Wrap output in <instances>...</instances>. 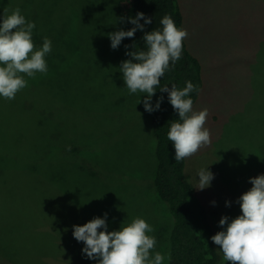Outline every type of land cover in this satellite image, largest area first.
<instances>
[{"label":"rangeland","instance_id":"374dc122","mask_svg":"<svg viewBox=\"0 0 264 264\" xmlns=\"http://www.w3.org/2000/svg\"><path fill=\"white\" fill-rule=\"evenodd\" d=\"M4 3L10 10L19 7L35 23L34 50L45 37L52 50L45 56L46 74L25 75L28 86L14 100L0 97V246L8 241L12 251L17 249L10 259L0 253V264H33L25 242L34 233L29 236L20 224L12 227L6 212L9 192L16 188L22 190L25 209L39 214L36 231L51 235L52 245L71 242L38 187L51 183L50 176L59 182L55 192L71 197L72 189L88 187L76 178L81 176L77 165L87 168L94 181L75 198L84 206L93 204L88 210L95 218L107 213L109 232L144 219L154 229L147 234L157 241L152 255L161 252L167 264L173 220L155 188L157 110H145L146 93H129L119 69L127 60L125 39L113 49L108 35L126 31L130 23L119 12L120 0H0V6ZM180 7L186 41L203 66L204 86L193 111L208 109L204 127L211 139L186 158L185 173L217 234L226 227L219 224L222 217L230 223L242 214L237 200L253 187L250 178L264 174V0H181ZM161 96L157 88L153 107ZM201 169L214 179L197 190ZM70 225L80 224L71 216ZM76 241L81 258L72 257L68 248L47 257L48 264H98L83 254L84 242ZM216 248L219 264H229ZM35 251L34 258L41 254L38 246Z\"/></svg>","mask_w":264,"mask_h":264},{"label":"clouds","instance_id":"9594fccd","mask_svg":"<svg viewBox=\"0 0 264 264\" xmlns=\"http://www.w3.org/2000/svg\"><path fill=\"white\" fill-rule=\"evenodd\" d=\"M129 20L135 27L108 34L113 49H117L123 39L134 38L137 30L143 31L145 24L152 23V19L143 12ZM141 20L145 24H141ZM160 24L162 31L155 29L145 32L142 37L147 51L137 50L135 44L125 45L126 49L131 47L136 50L126 52L131 59L123 61L119 69L130 94H147L143 104L149 113L158 110L164 99L161 96L155 107L150 103L157 88L168 93L169 102L179 114V121H182L172 122L167 133L168 140L174 144L175 160L179 163L211 144L210 131L204 127L209 112L208 109L193 111V100L187 97L193 91L199 92V89L191 81H187L182 90L175 84L171 88L161 86L165 72L173 70L182 58L183 42L188 32L178 28L167 15ZM35 27L34 22L27 21L21 14L19 7L13 10L4 8L0 22V97L9 101L28 86L25 75L34 78L38 72L46 74L48 71L45 56L52 50L51 41L45 37L43 46L34 50L32 33ZM198 177L196 189L203 190L210 186L214 174L201 169ZM249 182L253 187L237 200L242 214L230 223L228 216L222 217L219 224L226 226L225 230L211 237L220 246L222 260L229 264H264V174L250 178ZM226 206L230 207L231 202H226ZM106 220L107 213L104 218L96 217L83 226H73V236L77 241L84 242L82 252L88 259L98 260V264H163L166 257L161 252L152 255L151 250L155 249L157 241L147 234L154 229L144 219L135 218L120 230L111 232ZM167 259L171 260L170 252Z\"/></svg>","mask_w":264,"mask_h":264},{"label":"trees","instance_id":"16d2710c","mask_svg":"<svg viewBox=\"0 0 264 264\" xmlns=\"http://www.w3.org/2000/svg\"><path fill=\"white\" fill-rule=\"evenodd\" d=\"M180 1L120 0L119 12L124 17L134 18L138 13L143 12L146 17L152 19L151 24H145V21L141 20L140 23L145 24L144 30H137L134 38H125V45L135 44L137 50L147 51V46L142 37L145 32H151L155 29L162 31L163 26L160 24V21L165 15L170 16L178 28L184 29V14L180 7ZM5 6H7V3L0 6V22H2V10ZM21 8L24 7L21 6ZM133 27L135 26L129 23L126 31ZM125 50L128 52L135 51L136 49L130 47L125 48ZM191 50V46L189 47L185 39L183 42L182 58L176 62L173 70L165 72L161 78V86L168 85L171 88V85L175 84L178 89L182 90L186 87L187 81H191L199 89V92L193 91L187 97L193 100L194 107L200 97L204 81L202 63ZM126 59L129 60L131 57L126 55ZM162 96L164 99L161 102L160 108L153 116V132L156 138V193L161 201L167 203L169 213L173 220L172 229L168 238L169 248L167 251L171 253V260H167V264H219V253L216 244L211 240V237L216 235V231L210 221L207 207L197 195L195 187L189 182L186 176V158L179 163L176 162L174 144L167 138L171 123L177 121L182 123V121H179V114L169 102L168 93L162 92ZM63 152L65 155H68L70 151L63 150ZM75 164L77 165V162ZM77 169L81 176H76V178L84 180V185H88V187L83 186V190L76 189L74 191L72 189L73 195L71 197L63 191L59 193L55 192L59 189L56 185L59 182L50 176L49 180L51 183L42 182L40 187H38L39 190L45 192L43 193V199L50 202L54 207L55 212L53 213L56 214L57 223L60 222L62 227H66L65 229L72 235V240L74 241L76 239L73 236L74 228L70 225L71 216L73 217V223L76 220L77 224H80L79 226H83L91 221V217L95 218L94 214L89 213L88 210L93 204L84 206L82 201L80 203L75 198L79 193H85L93 185V175H91L92 173L87 168L83 169L81 165H77ZM102 189L99 190L96 186L93 188L94 191L100 192L104 198L107 194H102ZM27 192L33 193L30 189H24V194ZM9 193L10 201L6 212L14 222L12 227L20 224L24 228L23 231L27 232L29 236L31 235L30 231L34 233L32 234V240L25 242L26 254L30 256L33 264H48L47 257L68 248L72 257L81 258L82 254L80 252L82 245L75 244L72 240L70 243L67 241V244L64 245L56 243L52 245L51 243L55 241L53 238L50 239L52 237L51 235L36 231L39 224V214L36 217L35 214L25 209L22 190L16 188ZM28 214H31L33 218L28 216ZM15 216L18 217V221L15 219ZM9 227L12 228L11 224ZM98 231H103V229H99ZM7 242L2 243L0 246V253L5 259H10L17 249L12 251L13 246ZM36 246H38L41 254H36V258H34L30 254L31 252L36 253ZM45 248L46 251H44Z\"/></svg>","mask_w":264,"mask_h":264}]
</instances>
